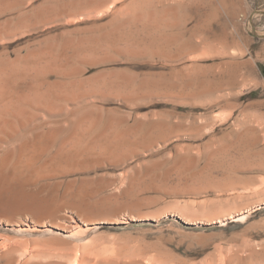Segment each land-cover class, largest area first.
I'll return each instance as SVG.
<instances>
[{
  "label": "bare ground",
  "instance_id": "bare-ground-1",
  "mask_svg": "<svg viewBox=\"0 0 264 264\" xmlns=\"http://www.w3.org/2000/svg\"><path fill=\"white\" fill-rule=\"evenodd\" d=\"M170 4L167 0H0V264H142V256L126 259L121 246L114 256L98 255L102 244L94 236L96 223L104 216L119 222L115 216L128 208L119 199L138 191H132L133 182L121 193H106L103 190L114 183L113 178L92 180L74 177L76 173L124 165L132 179L176 171L204 178L208 185L213 182L204 169L216 165L214 156L224 148L205 149L200 171L195 168L201 151L193 153L189 148L177 147L171 159L145 158L146 152L164 147L181 128L168 126L163 110L140 112L134 107L155 101L173 107L196 104L203 94L228 82L229 73L212 70V78L205 77L198 63L169 72L133 70L156 69L154 60L167 64L187 53L182 46L172 47L179 35L170 29L179 20L172 15L177 6ZM87 68L95 72L86 77ZM109 101L118 105L107 106ZM200 129L185 130L196 134ZM131 159L138 160L129 165ZM58 196L70 201L59 203ZM66 208L91 227L70 223L62 212ZM75 225L77 231L72 230Z\"/></svg>",
  "mask_w": 264,
  "mask_h": 264
},
{
  "label": "rangeland",
  "instance_id": "rangeland-1",
  "mask_svg": "<svg viewBox=\"0 0 264 264\" xmlns=\"http://www.w3.org/2000/svg\"><path fill=\"white\" fill-rule=\"evenodd\" d=\"M167 1L171 6H177L172 15L179 20L170 31L178 32L181 41H176L172 47H184L187 55L167 64L156 59L153 61L156 69L136 66L133 70L169 72L172 68H187L198 63L205 77L212 78V70L216 74L229 73L228 77L225 75L229 83L224 82L222 88L203 94L196 104L173 107L171 103L155 101L141 108L134 107L140 112L163 110L170 120L168 126L180 125L181 128L178 135L170 137L172 141L169 139L164 147L146 152L145 158L160 160L161 156L171 159L177 147L189 148L193 153L201 151L195 168L200 171L205 165L202 156L205 149L218 147L226 151L214 156L217 167L204 169L205 174L213 179L209 185L204 178L185 177L176 171L165 176L162 174L164 177L159 174L132 179L125 174L124 165L116 170L107 165L105 169L74 174V177L92 180L113 178L114 183L103 190L106 193H121L131 181L134 185L132 191L138 189L134 196L119 199V203L128 205V208L115 216L118 223L110 222L108 215L96 223L94 236L102 244L98 246V255L106 257L116 251L120 253L121 246V254L124 251L122 255L127 256L126 259L129 256L143 258L142 264H160L154 261V256L157 261L163 259L168 264H221L220 261L233 264L234 258L240 257L234 264H264V0ZM125 64H118L115 68ZM94 72V68H87L84 75L87 77ZM106 105L118 104L109 101ZM194 127H200L201 134L185 130ZM134 159L129 160V165L137 162L138 159ZM222 160L226 162L224 165ZM165 165H170V161ZM56 199L59 203L70 201L68 197L58 196ZM69 211L66 208L62 212L69 216L70 223L78 224L82 229L91 227ZM72 230H78L76 225ZM253 245L257 254L253 252ZM245 249H251L250 254ZM242 250L246 252L241 253ZM236 254H240L239 257H235ZM242 257L246 261H241L245 260ZM227 258H231L230 261Z\"/></svg>",
  "mask_w": 264,
  "mask_h": 264
}]
</instances>
